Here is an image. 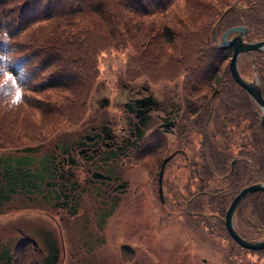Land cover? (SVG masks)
Returning a JSON list of instances; mask_svg holds the SVG:
<instances>
[{
    "label": "trees",
    "instance_id": "16d2710c",
    "mask_svg": "<svg viewBox=\"0 0 264 264\" xmlns=\"http://www.w3.org/2000/svg\"><path fill=\"white\" fill-rule=\"evenodd\" d=\"M236 24L247 27V40L263 39L264 0H0V148L38 141L80 119L98 84V56L110 48L126 50L134 65L168 81L177 65L189 100L180 134L190 146L197 134L190 157L206 185L197 188L195 206L222 214L225 194L215 210L204 202L210 180L230 193L250 159L252 177L264 172V130L224 65L231 48L215 42ZM202 44L211 46L208 54ZM246 56L248 69L241 63L240 73L256 71L264 97V50Z\"/></svg>",
    "mask_w": 264,
    "mask_h": 264
},
{
    "label": "flooded vegetation",
    "instance_id": "af4514ba",
    "mask_svg": "<svg viewBox=\"0 0 264 264\" xmlns=\"http://www.w3.org/2000/svg\"><path fill=\"white\" fill-rule=\"evenodd\" d=\"M103 90L74 123L0 148V264H212L189 262L187 241L173 230L174 211L176 221H188L187 168L181 202L166 191L165 177L163 196L156 195V172L186 119L187 101L146 80ZM257 201L247 199L250 227ZM259 218L250 240L264 238ZM236 248L230 246L228 264H264V248L246 249L244 263Z\"/></svg>",
    "mask_w": 264,
    "mask_h": 264
},
{
    "label": "rangeland",
    "instance_id": "374dc122",
    "mask_svg": "<svg viewBox=\"0 0 264 264\" xmlns=\"http://www.w3.org/2000/svg\"><path fill=\"white\" fill-rule=\"evenodd\" d=\"M226 9V7H222V12ZM215 30V24L212 26L210 31H206V35L209 38L211 34ZM204 31H200L203 33ZM217 39L220 40V35L217 36ZM177 43V40H174ZM211 46L206 44H202L200 49L204 50L205 54L207 49ZM221 56V54L219 55ZM248 57L246 55H241L239 57L238 62L242 63L245 66V69H248ZM219 62V59H216L215 64ZM228 59L224 60V65L227 67ZM197 64V60H193L192 65ZM97 66L99 70V79L98 84L104 86L105 89L103 93L110 94L113 93L115 86H119L120 83L126 81H143L147 80L153 82L161 93L166 92L168 94H172L177 97L179 100L182 94V76L178 72L177 65H171L169 69L174 73L177 77L171 81L164 78H157L156 72L152 68H139L134 65L130 58H128V54L126 50H118L110 48L108 51H104L100 53L98 56ZM251 71V69H250ZM248 70L246 75L250 73ZM249 79L252 76L248 77ZM163 91V92H162ZM184 93V92H183ZM60 126V125H59ZM58 126V127H59ZM196 144H193L195 146ZM190 152V150L188 149ZM181 157L178 158L177 164H172L170 168L167 169L166 173L170 180H173L174 183L178 184V187L181 188L184 180L185 169L184 166L180 163ZM193 189L194 186L192 185ZM180 192V190H179ZM233 193H231L226 199V206L228 205ZM263 201V200H262ZM259 207H261V202ZM209 206H215L213 203H209ZM239 213L242 217V222L238 225V228L244 232L245 228L248 227L250 229H256V227H250L248 222L246 223V215H245V205L243 204L239 210ZM210 223L213 225L212 230H208L205 226V220L203 222L188 220L186 225L181 224L180 221H172L173 230L178 232L179 235L183 234V237L180 238L181 244L187 241L188 248V261H208L212 264H223L224 262L228 263L230 253L229 247L232 245L230 242V237L228 236L223 224L221 228V224L217 222V219L213 218L210 220ZM185 226V227H184ZM182 232H181V230ZM249 229V230H250ZM251 232V231H250ZM187 235V237H186ZM216 247L218 252H216ZM248 255V254H247ZM247 255L242 256V260L247 259Z\"/></svg>",
    "mask_w": 264,
    "mask_h": 264
},
{
    "label": "water",
    "instance_id": "95a60500",
    "mask_svg": "<svg viewBox=\"0 0 264 264\" xmlns=\"http://www.w3.org/2000/svg\"><path fill=\"white\" fill-rule=\"evenodd\" d=\"M246 28L244 26H233L228 28L222 35V46H231L232 47V56L229 59L228 68L233 80L242 87L252 100L261 108L262 114L259 115V120L261 125L264 128V99L261 95V90L258 82L255 80L247 81L244 79L238 69V57L241 53H251L253 50L261 51L264 50V39L261 40H251L245 41L244 35L246 33ZM231 32L235 34L227 39V35ZM170 157V156H169ZM165 158L162 164V168L159 173V185L161 183V176L163 172V165L169 159ZM264 191V182L252 183L250 185L244 186L239 190V192L232 198L229 203L228 208L226 209L223 223L229 233V235L242 247L252 248V249H261L264 248V240L261 241H248L242 238L235 229L233 217L235 211L239 204L243 201L245 197L256 192Z\"/></svg>",
    "mask_w": 264,
    "mask_h": 264
},
{
    "label": "snow or ice",
    "instance_id": "6c2138e0",
    "mask_svg": "<svg viewBox=\"0 0 264 264\" xmlns=\"http://www.w3.org/2000/svg\"><path fill=\"white\" fill-rule=\"evenodd\" d=\"M7 78V77H6Z\"/></svg>",
    "mask_w": 264,
    "mask_h": 264
}]
</instances>
